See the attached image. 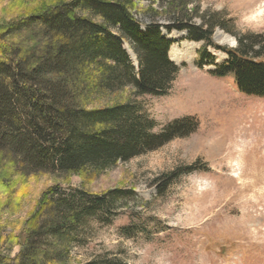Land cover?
<instances>
[{"label": "rangeland", "instance_id": "1", "mask_svg": "<svg viewBox=\"0 0 264 264\" xmlns=\"http://www.w3.org/2000/svg\"><path fill=\"white\" fill-rule=\"evenodd\" d=\"M57 1L0 0V22ZM193 5L224 28L214 30L218 46L236 48L235 36L264 42V0H194ZM134 17L147 21L141 14ZM159 23L168 24L162 18ZM162 33L172 42L168 59L179 69L167 94L137 96L125 87L113 100L131 104L153 123L154 134L184 118L196 121V130L118 161L82 185L75 175L3 166L1 254L12 259L19 252L27 220L43 193L56 187L68 197L84 186L92 194H117L109 212L76 227L69 264H264V99L237 92L230 75L211 74L227 60L225 54L208 49L214 66L207 62L199 68L201 43L188 41L184 32ZM124 49L136 66L126 44ZM259 60L264 62V56Z\"/></svg>", "mask_w": 264, "mask_h": 264}, {"label": "trees", "instance_id": "2", "mask_svg": "<svg viewBox=\"0 0 264 264\" xmlns=\"http://www.w3.org/2000/svg\"><path fill=\"white\" fill-rule=\"evenodd\" d=\"M140 1L150 5L137 9ZM192 4L59 0L0 22V169H48L78 176L82 185L118 161L194 132L197 122L184 118L154 134L153 123L131 104L113 100L125 87L137 96L167 94L179 69L168 59L172 42L162 30L184 32L188 41L201 43L199 68L211 59L208 49L225 54L227 60L211 74L230 75L240 93L264 99V62L259 60L264 42L235 36L236 48L218 46L212 36L224 28ZM134 14L147 21L140 23ZM160 18L168 24H160ZM77 192L67 197L52 187L43 193L27 220L19 252L12 259L0 253V264H69L76 227L109 212L117 194H92L84 186Z\"/></svg>", "mask_w": 264, "mask_h": 264}, {"label": "bare ground", "instance_id": "3", "mask_svg": "<svg viewBox=\"0 0 264 264\" xmlns=\"http://www.w3.org/2000/svg\"><path fill=\"white\" fill-rule=\"evenodd\" d=\"M176 51V50H175ZM177 59V58H176Z\"/></svg>", "mask_w": 264, "mask_h": 264}]
</instances>
